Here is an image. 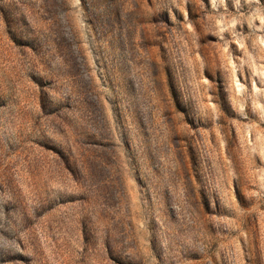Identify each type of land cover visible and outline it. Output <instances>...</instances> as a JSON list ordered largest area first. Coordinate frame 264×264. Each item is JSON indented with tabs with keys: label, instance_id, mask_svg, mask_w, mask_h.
Returning a JSON list of instances; mask_svg holds the SVG:
<instances>
[{
	"label": "rangeland",
	"instance_id": "374dc122",
	"mask_svg": "<svg viewBox=\"0 0 264 264\" xmlns=\"http://www.w3.org/2000/svg\"><path fill=\"white\" fill-rule=\"evenodd\" d=\"M0 264H264V0H0Z\"/></svg>",
	"mask_w": 264,
	"mask_h": 264
}]
</instances>
